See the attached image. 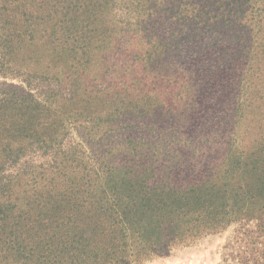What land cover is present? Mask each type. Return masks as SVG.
Instances as JSON below:
<instances>
[{"label":"trees","instance_id":"obj_1","mask_svg":"<svg viewBox=\"0 0 264 264\" xmlns=\"http://www.w3.org/2000/svg\"><path fill=\"white\" fill-rule=\"evenodd\" d=\"M254 48L264 0H0V264H143L264 227V120L236 132L227 81Z\"/></svg>","mask_w":264,"mask_h":264},{"label":"rangeland","instance_id":"obj_2","mask_svg":"<svg viewBox=\"0 0 264 264\" xmlns=\"http://www.w3.org/2000/svg\"><path fill=\"white\" fill-rule=\"evenodd\" d=\"M254 48V54L257 55L254 61L250 60L248 55H245L243 59L246 64L247 70L239 69L237 73L230 76L227 80L230 83L235 80L238 83L242 75L244 78L241 82V86L238 92H242L240 98L244 104V110L242 109L240 116L234 120L237 123V133L244 135L249 129H253L255 126L250 127V122L253 119L258 121L264 120V58L263 64L257 65L256 59L258 54ZM241 55L238 54L239 58ZM120 59V57L118 56ZM250 67L252 71L247 72ZM257 68H260L257 70ZM254 76L252 79L251 76ZM2 81H5L1 78ZM8 84L18 85L16 80H7ZM255 83L257 89L252 90L251 84ZM186 85L182 80L179 81V86ZM180 90L184 87H179ZM252 91L255 93L251 96L254 99H249ZM178 91H174L177 93ZM260 92V93H258ZM171 92H164L162 97H167ZM257 96V98H256ZM209 98L203 101L199 100L195 102L196 108L206 109L210 107L212 102ZM232 132L233 129L229 127ZM264 131V129H263ZM130 136L143 138L145 140H159L163 137L161 133L149 132L143 130H133L132 132H121L117 134V137L128 138ZM143 264H264V227L260 226V223H247L245 221L233 223L223 232L210 235L196 241L190 246H180L174 248L163 255L156 256L153 260Z\"/></svg>","mask_w":264,"mask_h":264}]
</instances>
